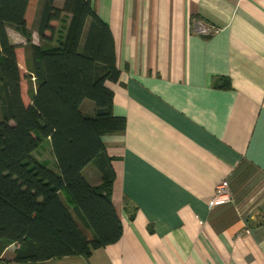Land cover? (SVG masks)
Wrapping results in <instances>:
<instances>
[{
	"label": "crops",
	"instance_id": "obj_1",
	"mask_svg": "<svg viewBox=\"0 0 264 264\" xmlns=\"http://www.w3.org/2000/svg\"><path fill=\"white\" fill-rule=\"evenodd\" d=\"M91 2L120 73L106 85L126 129L102 140L122 237L89 258L28 264H264V0ZM84 172L100 184L94 165ZM224 181L232 200L211 205ZM14 254L8 247L0 264H16Z\"/></svg>",
	"mask_w": 264,
	"mask_h": 264
},
{
	"label": "trees",
	"instance_id": "obj_2",
	"mask_svg": "<svg viewBox=\"0 0 264 264\" xmlns=\"http://www.w3.org/2000/svg\"><path fill=\"white\" fill-rule=\"evenodd\" d=\"M37 2L0 0V257L17 244L16 264L89 258L122 237L112 202L115 174L102 140L126 129L106 85L120 74L112 32L91 0H65L62 9L54 0H39L41 43L32 44ZM53 22L63 27L56 32ZM7 29L27 41L28 71L36 82L29 105ZM221 87L230 88L229 79ZM86 101L94 106L90 116L82 109ZM41 139L50 140L55 170L34 158ZM89 165L100 173L98 186L84 176Z\"/></svg>",
	"mask_w": 264,
	"mask_h": 264
},
{
	"label": "rangeland",
	"instance_id": "obj_3",
	"mask_svg": "<svg viewBox=\"0 0 264 264\" xmlns=\"http://www.w3.org/2000/svg\"><path fill=\"white\" fill-rule=\"evenodd\" d=\"M34 11H35V7H34ZM32 12V9H31ZM30 13H29V17H30ZM34 16V14H33ZM65 15H62V18H64ZM32 17V21H33ZM32 22L30 23L31 27ZM60 30V29H59ZM47 36L49 37L50 34L48 33ZM55 39L58 38V33H56L54 35ZM9 38L11 43H14V45L17 48H20L21 51L20 53L18 52V65H19V69H20V73H21V77H22V90H23V97H24V103H28L29 99L31 98V95L33 94V92L30 91V87L32 88L35 87L36 88V82L34 80V78L32 79L34 82V84L27 79V76L30 75L29 71H28V63H27V59L28 56H26V51H23L22 48L26 47L27 41H25L19 34L15 33V32H10L9 34ZM36 36L34 35L33 37L31 36V43L37 45L39 42H37L36 40ZM38 39V38H37ZM53 44H56L55 42ZM20 63V64H19ZM30 79V78H29ZM31 83V84H30ZM34 158L41 164H45L48 168H50L51 170H55V161L54 158L52 156L51 153V143L49 139H41V143L39 144L37 150L34 152ZM84 176H86V172H84ZM15 247V244H13L12 246L9 247V249L12 250V252H14L15 250H17ZM19 249V248H18Z\"/></svg>",
	"mask_w": 264,
	"mask_h": 264
},
{
	"label": "built area",
	"instance_id": "obj_4",
	"mask_svg": "<svg viewBox=\"0 0 264 264\" xmlns=\"http://www.w3.org/2000/svg\"><path fill=\"white\" fill-rule=\"evenodd\" d=\"M198 32L203 35H209L210 31L204 28L203 26L198 28ZM232 200V195L229 190L228 183L226 181L221 182L217 185L214 196L212 197L211 205H218L225 201L230 202ZM16 249L19 248V245L15 244Z\"/></svg>",
	"mask_w": 264,
	"mask_h": 264
}]
</instances>
